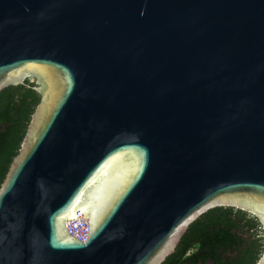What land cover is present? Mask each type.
<instances>
[{
    "label": "water",
    "instance_id": "1",
    "mask_svg": "<svg viewBox=\"0 0 264 264\" xmlns=\"http://www.w3.org/2000/svg\"><path fill=\"white\" fill-rule=\"evenodd\" d=\"M25 79L0 264H160L217 206L264 264V0H0V90Z\"/></svg>",
    "mask_w": 264,
    "mask_h": 264
},
{
    "label": "trees",
    "instance_id": "2",
    "mask_svg": "<svg viewBox=\"0 0 264 264\" xmlns=\"http://www.w3.org/2000/svg\"><path fill=\"white\" fill-rule=\"evenodd\" d=\"M32 86L25 79L0 90V183L39 98ZM261 250L257 219L240 209L217 206L187 226L160 264H255Z\"/></svg>",
    "mask_w": 264,
    "mask_h": 264
},
{
    "label": "built area",
    "instance_id": "3",
    "mask_svg": "<svg viewBox=\"0 0 264 264\" xmlns=\"http://www.w3.org/2000/svg\"><path fill=\"white\" fill-rule=\"evenodd\" d=\"M81 214L78 213L75 219H70L66 222V227L71 235L84 241L87 237L88 226L87 223L81 220Z\"/></svg>",
    "mask_w": 264,
    "mask_h": 264
}]
</instances>
